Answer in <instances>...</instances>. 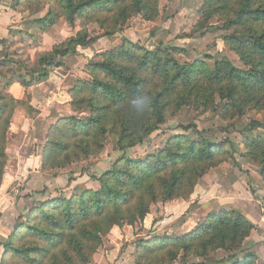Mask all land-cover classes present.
<instances>
[{
  "label": "trees",
  "instance_id": "trees-1",
  "mask_svg": "<svg viewBox=\"0 0 264 264\" xmlns=\"http://www.w3.org/2000/svg\"><path fill=\"white\" fill-rule=\"evenodd\" d=\"M35 1L49 7L43 18L34 21L41 31L61 17L70 26L78 19L80 30L34 57L14 55L16 60H12L0 52V188L13 115L32 119L39 114L29 101L11 97L9 86L18 83L27 89L47 81L65 59L98 39L90 36L89 24L113 36L134 16L155 21L161 0ZM213 17L223 23V30L232 31L223 41L244 69L225 57L211 68L198 61L181 64L174 54L182 49L160 45L149 51L126 39L86 63V78L75 80L67 90L71 115L59 118L46 132L40 170L52 173V180L59 179V171L97 158L109 137L115 141L114 156L99 175L90 173L100 172L94 167L82 169L76 178L69 174L64 189L52 187L54 196L50 187L24 194L30 204L1 243L0 264H89L113 228L142 223L159 203L187 201L211 169L234 162L235 150L228 138L211 142L194 124L179 125L182 134L173 135L158 152L129 157L179 108L221 109L230 118L241 117L246 107L264 112V0H205L196 30ZM142 96L150 103L138 109ZM257 129H264V123L252 120L244 133ZM245 141V153L239 157L257 164L264 183V135ZM83 177L100 182V188L79 191L75 183ZM65 189L70 196L64 195ZM253 230L254 225L236 210L211 213L180 236L138 241L135 264H175L178 260L181 264H258L257 255L243 249ZM217 252L224 255L217 257Z\"/></svg>",
  "mask_w": 264,
  "mask_h": 264
},
{
  "label": "rangeland",
  "instance_id": "rangeland-1",
  "mask_svg": "<svg viewBox=\"0 0 264 264\" xmlns=\"http://www.w3.org/2000/svg\"><path fill=\"white\" fill-rule=\"evenodd\" d=\"M204 1L161 0L159 3V16L155 21L147 22L139 16H134L119 26L113 36H105L104 31L96 24H89L86 27L87 31L91 37H97L98 39L89 48L79 50V55L64 60L61 71L67 74L65 80L67 83L63 85H68L70 88L75 80L86 78L84 72L86 63L95 54L118 48L124 39L143 46L149 51L155 50L160 45L164 49L168 47L182 49V53L174 54L175 59L181 64L198 61L206 63L211 68L216 61L225 57L236 68L244 69L238 56L223 41V38L230 35L232 31L223 30V23L218 18H211L205 26L196 30L199 23V12L204 7ZM0 4H6L15 13L13 16L15 19L13 20L14 25L10 29L11 38L7 40L0 39V52L7 54L12 60H16L14 55L34 57L38 52L50 51L53 46L74 36L80 30L78 19L74 25L70 26L66 19L61 17L47 31H41L34 21L43 18L49 7L35 0H0ZM88 56H91V58L89 59ZM55 81L53 79V82ZM252 120L264 123V112L246 107L241 117L230 118L221 109L213 111L212 109L185 106L170 115L167 124L159 132L153 134L142 146L129 152L130 158H141L147 154L158 152L163 149L169 138L176 134H182V130L178 128L179 125L194 124L200 132L204 133V138L211 142H220L228 138L233 143L232 146L235 150L234 162L229 160L211 169L198 182L191 197L185 201L187 204L180 203L183 200L159 203L151 207L150 213L142 223H138L134 227L127 225H123L121 228L116 227L119 230L112 232L113 228L103 240L101 248L94 254L89 264H135V248L138 241L155 237L180 236L186 230L191 231L211 213L239 208L236 203L233 204L231 199H228L229 194L230 196L232 194L241 195L242 202L240 204L243 205L242 208L246 210V216L248 217L239 213L245 216L253 225L256 223L254 225L255 231L253 230L256 232V229L264 224L260 223L264 222V198L261 197L257 204L253 206L249 203L250 197L246 198L244 194L255 197L253 194L255 191V194H259V196L264 195V193H259L260 190L264 192V183L260 177L257 164L249 159L244 160L239 157L240 154L245 153L244 142H246V137L262 138V135H264V129H257L249 134L244 133L245 127ZM38 124H41V121ZM37 135L30 131L28 133L22 132V135L17 136V134H14L12 136L17 142L14 146L21 147L24 145L25 153H22L23 156L20 157L18 155L12 156L9 173L8 171L7 173L4 172L3 179L6 182L0 188V196L4 200L0 203V212H3L0 213L1 221L9 220L10 214L17 204L15 200L17 195L21 196L20 199H22L24 194L50 187L54 196L52 187L64 189L69 174L76 178L82 169L95 166V168H99L100 172L95 173L94 170H91L90 173L99 175L105 169L104 166L107 162L109 165L115 153V141L112 137H109L104 150L97 158H91L86 162L61 170L57 173L60 178L52 180V173L41 172L40 170L43 144L35 137ZM186 135L190 139L195 138L193 133H187ZM9 183L10 186L7 185ZM75 184L79 191H96L101 185L100 182L89 178L81 179ZM64 195L70 196V190L65 189ZM178 201L180 202L176 203ZM218 202H222L224 205L220 206ZM176 204H182V207L178 210L175 207ZM205 206L207 207L205 208ZM224 206H234V208L224 209ZM261 238L263 241L260 242V245H263L264 235ZM243 249L248 250L249 248ZM223 255V252H217L216 254L217 257ZM256 255L258 264H264V248H261V251ZM207 260L209 258L203 261ZM194 261L199 263L202 262V259ZM175 264H181L180 260Z\"/></svg>",
  "mask_w": 264,
  "mask_h": 264
},
{
  "label": "crops",
  "instance_id": "crops-1",
  "mask_svg": "<svg viewBox=\"0 0 264 264\" xmlns=\"http://www.w3.org/2000/svg\"><path fill=\"white\" fill-rule=\"evenodd\" d=\"M14 14L15 13L9 6H7L6 4H0V39L2 38L4 40L5 39L7 40L8 38H11L12 35H10V29L13 28V25H14L13 23V20H15L13 18ZM14 39L16 41L17 39L16 36L14 37ZM88 58L90 59L91 56H88ZM61 70H62L61 68L56 69L49 75L47 81L40 83L38 85L31 86L27 89L23 88L18 83L11 84L9 88L7 89V93L14 99L29 101L30 104L34 106L36 110H38L39 114L35 118H32V119H25L19 113H15L13 115L10 128H9V139H8V144L6 148V155L8 157V163L5 167L6 173L11 168L10 167L11 165H9L11 157L14 155L16 156L18 155V157H20V156H23L22 153H25L24 145H22L21 147L14 146V144L17 143L15 139L12 138L14 134L15 135L17 134L18 136L20 134L22 135V132H25V133H28L30 131L34 132L35 134H38L35 137L39 139L40 143L43 144L45 141V135H46V132L49 126L55 124L59 118L71 115V111L69 107L70 98L67 93L69 86L63 85L64 83H67L65 82L67 78V74H64V72H62ZM53 79H55L56 81L53 82ZM40 121H41V124H38ZM94 169H95V166H94ZM5 182L6 181L3 179L2 186L3 184H5ZM7 185L10 186V183ZM256 189L259 190L261 188H256ZM256 193H258V191H256ZM259 193L262 194L264 192L260 190ZM253 194L255 197H253L252 195H249V196L246 194L244 195L246 198L250 197L249 203L255 206V204H257V201L260 200L261 197L264 198V195L259 196V194H255V191ZM228 196H229L228 199H231L233 204L236 203L238 205L239 208H235V209L238 212L246 216V210L242 208L243 205L240 204L242 202L241 195L232 194L231 195L232 197H231L229 194ZM20 198L21 196L19 195L16 196L15 200L17 204L15 206V209L13 210L14 213L12 212L13 214L12 213L10 214L9 220L5 222L4 220L3 221L0 220V256L3 253V248L1 246V243L4 242L6 238L9 236L12 230V226L14 224L15 218H17L19 214L24 213L25 208L28 207L30 204L28 199H25L23 197L22 199ZM3 201H4L3 197L0 196V203H2ZM179 202L180 201L176 203H179ZM180 203L187 204L185 201H181ZM218 203H220V206L224 205L222 202H218ZM175 207H177L179 210L182 207V204L181 205L176 204ZM206 207L207 206H205V208ZM230 207L234 208V206H224V209H227ZM217 208L218 207L216 206V209ZM0 213H3V212H0ZM260 223H264V222H260ZM254 225H256V223H254ZM263 229H264V224H261L260 228L256 229L257 230L256 232H254L255 231L254 230L249 236V238L245 241L243 248L248 247L249 250L258 254L261 251V248H264L263 246L264 244L260 245V242L263 241V239L261 238L262 235H264ZM116 230H119V229L114 228L112 232ZM187 232H189V230H186L183 233H187Z\"/></svg>",
  "mask_w": 264,
  "mask_h": 264
},
{
  "label": "clouds",
  "instance_id": "clouds-1",
  "mask_svg": "<svg viewBox=\"0 0 264 264\" xmlns=\"http://www.w3.org/2000/svg\"><path fill=\"white\" fill-rule=\"evenodd\" d=\"M150 103V99L146 96H142L139 98L137 102V108L140 109L144 106H147Z\"/></svg>",
  "mask_w": 264,
  "mask_h": 264
}]
</instances>
